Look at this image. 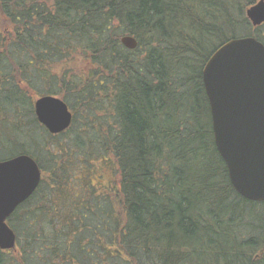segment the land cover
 I'll list each match as a JSON object with an SVG mask.
<instances>
[{"label": "trees", "instance_id": "obj_1", "mask_svg": "<svg viewBox=\"0 0 264 264\" xmlns=\"http://www.w3.org/2000/svg\"><path fill=\"white\" fill-rule=\"evenodd\" d=\"M257 1L0 0V162L42 172L0 264H264V203L231 186L202 81L218 47L264 44ZM43 96L65 133L38 123Z\"/></svg>", "mask_w": 264, "mask_h": 264}, {"label": "water", "instance_id": "obj_2", "mask_svg": "<svg viewBox=\"0 0 264 264\" xmlns=\"http://www.w3.org/2000/svg\"><path fill=\"white\" fill-rule=\"evenodd\" d=\"M253 28L264 25V0L245 11ZM122 46L134 51L137 41L123 37ZM211 111L217 151L231 184L243 199L264 202V45L255 38L234 39L213 53L202 71ZM36 118L50 135L66 132L73 115L59 98L44 96L34 103ZM42 180L29 156L0 162V250H14L15 232L8 220L37 191Z\"/></svg>", "mask_w": 264, "mask_h": 264}, {"label": "rangeland", "instance_id": "obj_3", "mask_svg": "<svg viewBox=\"0 0 264 264\" xmlns=\"http://www.w3.org/2000/svg\"><path fill=\"white\" fill-rule=\"evenodd\" d=\"M260 31L262 34H264V26L260 28ZM83 116V115H81ZM117 180V175L115 173V169H112L110 172H107L105 174V183L107 182H113V181H116Z\"/></svg>", "mask_w": 264, "mask_h": 264}]
</instances>
